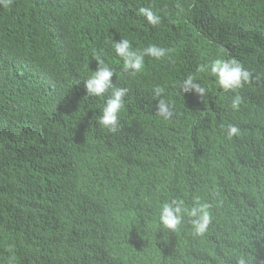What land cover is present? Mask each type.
I'll return each instance as SVG.
<instances>
[{"label":"trees","instance_id":"16d2710c","mask_svg":"<svg viewBox=\"0 0 264 264\" xmlns=\"http://www.w3.org/2000/svg\"><path fill=\"white\" fill-rule=\"evenodd\" d=\"M160 17L152 26L139 13ZM169 49L135 76L113 42ZM99 53L128 89L113 133L83 81ZM251 74L224 91L202 63ZM206 88L185 92L188 76ZM164 89L157 97L155 87ZM242 97L238 110L231 108ZM160 99L171 105L164 119ZM239 134L231 139L227 127ZM212 222L159 227L194 198ZM264 264V0H12L0 5V264Z\"/></svg>","mask_w":264,"mask_h":264},{"label":"clouds","instance_id":"9594fccd","mask_svg":"<svg viewBox=\"0 0 264 264\" xmlns=\"http://www.w3.org/2000/svg\"><path fill=\"white\" fill-rule=\"evenodd\" d=\"M11 2L12 0H0V5L8 7ZM139 13L152 26L158 25L161 21V17L150 7H140ZM112 46L116 56L123 62V69L133 76L144 70L145 57L159 60L169 52V49L155 44H151L143 49H134L128 39L114 41ZM93 57L98 64L97 68L92 71V74L83 81L86 96L104 97L106 93H110L103 108L100 110V115L96 122L108 131L115 133L119 127V117L124 108V98L127 95L128 89L125 87H115L112 81L115 71L105 62L99 53L94 52ZM197 72L210 74L224 91H236L242 88L244 84L250 82L252 76L235 58H217L209 63H202L198 66ZM180 87L185 92L194 90L201 96L206 94V88L191 75L182 81ZM163 91V88L157 86L154 89V94L159 97ZM241 103L242 97L235 95L231 101V108L238 110ZM156 111L164 119H169L172 115L171 105L163 99L158 101ZM239 131V128L235 125H229L227 127L228 138L231 139L233 136L238 135ZM209 208L210 205L206 202H201L199 197L194 198L191 207H187L183 201L177 200L163 203L159 211V227L176 232L184 222L185 217H195L196 219L190 220L192 232L195 236H203L208 231V227L212 222ZM237 264H251V262L248 258L242 256L238 258Z\"/></svg>","mask_w":264,"mask_h":264}]
</instances>
